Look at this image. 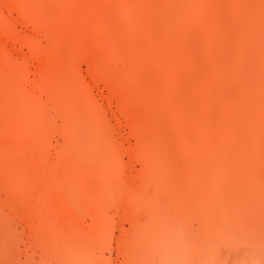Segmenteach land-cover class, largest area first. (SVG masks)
I'll return each mask as SVG.
<instances>
[{"label":"rangeland","instance_id":"rangeland-1","mask_svg":"<svg viewBox=\"0 0 264 264\" xmlns=\"http://www.w3.org/2000/svg\"><path fill=\"white\" fill-rule=\"evenodd\" d=\"M229 199L264 213V0H0V264L264 224Z\"/></svg>","mask_w":264,"mask_h":264},{"label":"bare ground","instance_id":"bare-ground-1","mask_svg":"<svg viewBox=\"0 0 264 264\" xmlns=\"http://www.w3.org/2000/svg\"><path fill=\"white\" fill-rule=\"evenodd\" d=\"M256 72L258 76L261 75L259 71ZM229 200L222 202L224 207L230 208L227 215L233 212L232 207L236 206L237 204H234L238 201ZM238 205H241L243 210L234 211L237 220L250 213L264 216L263 212L252 210L254 204L239 203ZM245 228L248 229L247 233L239 237L232 235L228 228L218 231L205 228L202 236L194 235L189 239L185 231L171 228L165 223L157 231L141 232L138 240L140 249L138 254H134L131 262L132 264H217L218 257L226 254L231 256L230 259L235 257V264H264V224H259L257 227L252 223ZM227 243H233L236 249H228ZM154 254H160L161 263L153 259ZM237 256L239 257L236 258Z\"/></svg>","mask_w":264,"mask_h":264}]
</instances>
